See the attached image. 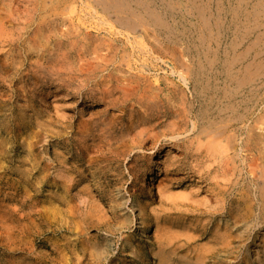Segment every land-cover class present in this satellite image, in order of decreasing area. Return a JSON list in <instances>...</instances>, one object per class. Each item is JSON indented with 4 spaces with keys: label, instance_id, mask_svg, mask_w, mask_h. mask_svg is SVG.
<instances>
[{
    "label": "rangeland",
    "instance_id": "obj_1",
    "mask_svg": "<svg viewBox=\"0 0 264 264\" xmlns=\"http://www.w3.org/2000/svg\"><path fill=\"white\" fill-rule=\"evenodd\" d=\"M0 37L8 41L0 40V264H196L193 250H209L212 236L183 251V241L168 242L188 238L196 221L210 228L209 219H154L158 190L204 209L216 182L236 215L254 214L234 224L232 263L264 264V0H0ZM217 63L235 64L236 74L248 68L253 117L223 125L235 127L229 146L205 134L188 143L186 164L199 173L172 185L158 171L184 150L168 143L210 131L194 117ZM180 111L189 114L186 131L152 150L150 137ZM114 164L124 182L107 194L122 209L98 230L91 210L102 207L107 219L110 211L80 174H114ZM137 166L151 173L137 181ZM61 173L75 180L62 207ZM227 221L216 222L222 238Z\"/></svg>",
    "mask_w": 264,
    "mask_h": 264
},
{
    "label": "bare ground",
    "instance_id": "obj_2",
    "mask_svg": "<svg viewBox=\"0 0 264 264\" xmlns=\"http://www.w3.org/2000/svg\"><path fill=\"white\" fill-rule=\"evenodd\" d=\"M52 3L54 5L55 2L53 1ZM132 15L135 18L138 16V14L135 13V11H133L132 14H130V16ZM55 16L57 15L53 14V17ZM0 40L2 44H4V41L8 42L2 39L1 37H0ZM246 64L248 65V63ZM243 66H240L242 68L239 67L240 72L236 74L235 72H233V68L235 67L237 68L235 64L230 63L229 65L227 63L225 64L217 63L215 68L218 70L220 69V71L210 72L208 73L207 77H204V81L202 83V85L204 86L202 87V92H201L202 97H200L198 101L200 104V109L198 111V114L195 115L194 119L196 123L198 122L206 127L208 125L207 129H209L210 131L209 132L202 131V133L197 132V135H195L194 138H190L188 142H183L182 144L180 143V141H177V140L173 144L168 143V145L171 144L172 146L178 149L182 147L184 151H182L181 153H178V156L180 158L169 161V163L164 167L163 170L158 171L159 173L163 174L167 183H170L172 185H181V183L184 181L183 178H180L182 175L186 176L187 174H190L191 172H193L194 174L199 173L197 170H195V167L197 166L188 167V165L186 164L188 157H189L186 151L188 149L187 148L188 143L196 145V140L199 138V136L201 134H205L207 135L206 140L207 139L210 140L211 143H216V141L219 140L220 144L222 142H226L229 146V144L232 143V141L235 138L233 135L228 136L230 128L234 127V125L231 127L228 126L229 128L228 130L226 129L227 127L224 128L223 125H225L226 123L230 124L235 121H237V123L246 124L250 119H252L253 113H252V110L250 109L251 108L250 100H252L250 99V96L252 95L250 92V86H249L250 83H248L250 74L248 75L246 73L248 68H245ZM231 67H233L232 70H231ZM200 77L199 79L201 80L202 77L201 78ZM164 115L165 114L163 113V117ZM174 116H177L178 118L176 122H173L174 120L172 122H169L168 120L167 125H163L164 127L163 129H161L162 130L161 132L150 137L151 142L153 144L152 150L154 151L156 150V152H160L163 150V146H167L166 144L164 145L165 142L164 140H162L163 138L167 136V133H171V135H176V134H182L183 132L186 131L185 129H187V127L189 126V122L187 121L189 119V114H186L184 112L182 113L180 111L179 113L174 114ZM221 124L223 128L220 126ZM92 125L99 128L98 122H93ZM217 126H219V128L221 129L217 128ZM241 130H244V129H241ZM99 132L100 134H103V129ZM83 145H84L83 147H85L84 149L87 152H89L93 148L91 146L87 147L85 141ZM213 149L216 150V146H213ZM74 159L78 160L79 157L75 155ZM78 161L84 162V160H80V159ZM118 161H119V156H116L113 158V162L115 164ZM63 164H65V162L61 161V165ZM115 164H114L115 168H113L115 171L114 174H109L107 171H102V172L99 171L96 173H91L88 170V168L86 169L87 172L80 174L81 181L88 184V186L86 187L87 190L89 191L91 189H94V192L92 193L94 194V197L98 198V200L102 203V205H104V207L108 208L110 211V216L108 217L109 219H107L103 215L104 212H102L103 211L101 209L102 207L100 208L99 206H94V209L91 210L93 214H96L95 217H97L96 220L92 224L95 225V228L98 230H101L104 227H106L109 224V222L107 221L117 220L118 215L122 209L121 201L114 199L115 196L109 197L107 194V190H110L119 185H122L124 182L122 174L119 173V167L118 165L116 166ZM150 169L151 167L148 169H145V167L143 166H137V168H133L132 175L134 179L138 181L141 179L142 176L145 177L150 172ZM115 173H118V174L115 175ZM61 174L62 175L59 176V180L57 184H58L59 191L61 192V195H59V198H61L62 200L61 201V207H62L63 197H65L63 194L67 195L68 193H71L75 185V180L69 177L67 181L65 179L66 176H64V173H61ZM157 178H159V176ZM185 179H187V177H185ZM215 185H216L215 187L217 188L219 187V188L213 194L212 202L209 205H206L204 209H202L198 205H195V202H192L191 200L189 201L184 198H183L184 201L179 202L178 200H176L177 196L173 195V193L170 191H166L165 189L158 190L161 210L157 215H155L154 219L159 220V221L160 220L164 221L165 223H168V224L172 222L174 224L183 222L185 220V217L187 219V218H190L191 216L200 217V218L206 217L209 219V222L211 225L210 228L201 229L200 222L196 221L197 224L195 226V229H193V233L191 235L190 234L188 235L189 236L188 238H186L185 240H181L179 237H175L168 242V244L176 245L179 242L183 241L184 245L180 247V248L183 247L182 248V251H183L186 246L192 247V243L197 244V241L200 238H208L212 236V239H213L212 247L209 250L204 251L202 248H200V251L193 250L194 256L197 259L196 264H206L208 261L212 264H233L232 263L233 261V257H232L233 246L232 245L234 244V231H233L234 224L237 221L238 217L241 218V220L243 221H249L254 216L252 209H251L253 206L250 203L249 204L251 205L250 206L251 211L249 210V208H247L246 210H243L245 214L236 215L234 212V209L236 207L235 206L236 202L234 198L232 197V194L227 192V189H226L227 186L225 185L224 187L223 186L220 187L218 182H216ZM130 187L131 189H133L136 186L132 183ZM96 191H98L99 194L96 195ZM72 197L73 196H70L69 203L73 205L76 199ZM73 208H75V206H73ZM79 209H80V206L78 207V209H76V213ZM91 211L89 210L88 212L91 213ZM225 215L227 216L228 221L223 225V228L225 230V236L222 238L219 236V231L217 230L218 228H217L216 222L220 217L225 216ZM173 216H177V218H172ZM260 218H261L260 214L256 216V219H260ZM91 219H94V217L91 216ZM176 263L185 264V262H181L180 259H179V262H176ZM186 264H189V263L186 262Z\"/></svg>",
    "mask_w": 264,
    "mask_h": 264
}]
</instances>
